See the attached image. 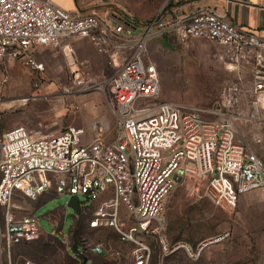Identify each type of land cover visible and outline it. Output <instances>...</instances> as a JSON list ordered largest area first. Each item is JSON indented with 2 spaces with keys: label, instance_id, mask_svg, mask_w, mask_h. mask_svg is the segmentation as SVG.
I'll list each match as a JSON object with an SVG mask.
<instances>
[{
  "label": "built area",
  "instance_id": "1",
  "mask_svg": "<svg viewBox=\"0 0 264 264\" xmlns=\"http://www.w3.org/2000/svg\"><path fill=\"white\" fill-rule=\"evenodd\" d=\"M163 36L180 44L209 40L230 49L235 62L249 64L253 108L260 114L264 38L211 10L171 17L163 8L146 20L123 15L107 21L48 0H0L1 61L22 59L25 67L42 74L45 64L37 58L41 49H63L73 56L71 41L82 39L118 68L109 79L116 128L112 139L105 119L91 123L90 138L84 128L74 126L56 133L20 126L0 134V264H15L14 249L42 236L39 219L16 204L19 197L33 202L51 192L84 197L95 205L89 229L112 230L128 246L123 255L104 242L88 248L82 244L84 253L119 264H151L154 248L148 238L158 237L165 255L180 248L191 258L200 254L187 245L171 247L163 238L166 203L178 184L192 183L193 193L205 185L209 199L229 215L244 194L264 187V152L257 153L239 137L236 90L226 91L213 107L153 104L160 97L161 78L156 65L144 57L148 44ZM33 85L43 88L37 80ZM35 98L25 96L14 103L25 108ZM68 109L76 112L80 106ZM55 226L59 234L51 236L69 249L71 236L63 233L61 220ZM84 253L72 257L84 261Z\"/></svg>",
  "mask_w": 264,
  "mask_h": 264
},
{
  "label": "rangeland",
  "instance_id": "2",
  "mask_svg": "<svg viewBox=\"0 0 264 264\" xmlns=\"http://www.w3.org/2000/svg\"><path fill=\"white\" fill-rule=\"evenodd\" d=\"M75 2L78 6L76 13L96 14L109 21L112 17L117 19L118 15L148 19L165 8L168 0ZM166 39L169 38L151 41L144 57L146 63L156 65L161 78L160 97L153 100V104L165 101L185 107H213L226 91L236 90V108L241 114L237 121L239 137L257 153L263 154L264 143L258 140L264 138L261 120L264 106L259 103L260 114L254 112L252 67L235 62L230 49L209 40H191L185 45L186 51H182L178 41L169 39L168 42ZM73 45L78 46L76 42ZM94 50L90 45L81 58L76 50L71 56L63 49H42L37 57L45 64L42 74L25 67L22 59L0 60V134L20 126L44 133H56L74 126L84 128L90 138L91 123L105 119L113 130L112 139L116 128L109 79L118 68L111 67L108 58ZM76 75L79 78L76 79ZM36 80L43 85L41 90L34 88ZM32 95L36 98L25 108L18 102L14 103L21 97ZM70 105H78L80 110H69ZM192 187V183H180L169 196L166 203L167 229L163 238L171 247L187 245L194 253L200 252L199 256L191 258L184 248L165 255L160 252V239L148 238L147 241L156 248L153 264H264V187L244 194L232 215L209 199L205 185L195 193ZM70 198L55 193L35 202L18 198L16 204L28 209L27 212L32 211L39 219L42 236L32 244L14 249L15 264L26 261L34 264H81L68 253L72 255L77 251L83 254L82 244L88 248L89 244L97 242L109 244L121 250L123 255L128 253V246L121 244L112 230L92 231L88 228L87 221L93 216L95 205L90 206L91 202L82 196V207H90L86 210L79 233L81 243L76 249L70 247L67 253L66 244L49 236L59 234L55 226L57 220H61L63 233L71 236L75 214L68 204ZM205 244L207 246L200 251ZM87 256L95 262V256L90 253ZM104 261L103 258L99 264Z\"/></svg>",
  "mask_w": 264,
  "mask_h": 264
},
{
  "label": "crops",
  "instance_id": "3",
  "mask_svg": "<svg viewBox=\"0 0 264 264\" xmlns=\"http://www.w3.org/2000/svg\"><path fill=\"white\" fill-rule=\"evenodd\" d=\"M48 1L71 12H75L78 8L77 2H75V0ZM165 10L171 17H184L194 15L202 10H211L218 16L225 18L230 23L264 38V0H168ZM116 18H119V15ZM111 19L114 18L112 17ZM162 38H169L171 40L173 39L172 37L168 36H163L158 39ZM168 40L166 39V41ZM74 42H76L78 45L77 47L73 45ZM187 43L180 44L182 51H186L185 45ZM71 44L72 47L75 48L74 51L76 50V52L79 54V57L81 58H84L85 56L84 50H89L91 45L88 41L82 39L73 40L71 41ZM41 50L38 53H40Z\"/></svg>",
  "mask_w": 264,
  "mask_h": 264
},
{
  "label": "trees",
  "instance_id": "4",
  "mask_svg": "<svg viewBox=\"0 0 264 264\" xmlns=\"http://www.w3.org/2000/svg\"><path fill=\"white\" fill-rule=\"evenodd\" d=\"M4 133V132H3ZM2 134V133H1ZM51 193H55V192H51ZM51 193H49V194H51ZM56 194V193H55ZM47 195V194H46ZM57 195V194H56ZM43 196H45V195H43ZM42 196V197H43ZM41 198V197H40ZM39 198V199H40ZM85 209V207H82V211H81V213H80V215H78V216H75V219H74V226H73V228H72V232H71V243H70V247H72V248H74V249H76V247H77V244L78 243H81L80 242V236H79V233L81 232V228H82V226L84 225V220H83V218H84V215H85V213H86V210H84ZM53 215H55V213L53 214ZM92 218V217H91ZM90 218V219H91ZM89 219V220H90ZM88 220V221H89ZM88 221H87V223H88ZM88 228H89V226H88ZM90 230H92V229H90ZM92 231H96V230H92ZM49 236H51V235H49ZM117 236V235H116ZM59 240V239H58ZM38 241V240H37ZM60 241V240H59ZM34 242H36V241H34ZM34 242H32V243H34ZM60 242H62V241H60ZM32 243H28V244H32ZM28 244H23V245H28ZM152 245V247L154 248V251H153V257H152V260H154L155 258H156V256H154V252H155V246H154V244L153 243H151ZM21 246V245H20ZM69 247V248H70ZM77 252V251H76ZM75 252V253H76ZM160 252H161V247H160ZM67 253H68V248H67ZM87 254L88 253H84V255L82 256V260H84L85 258L88 260V263L90 262L91 264H99L102 260H103V258H104V262H103V264H109V263H112V262H117V261H115V260H108L107 258H105L104 256H100V257H98V256H96V255H93V256H95V262L93 263L90 259H89V257L87 256ZM68 255L69 256H71L72 257V255H70L69 253H68ZM76 262H79V263H81V264H83V261H79V260H76V259H74ZM100 260V261H99ZM151 260V264H153V261ZM74 264H77V263H74Z\"/></svg>",
  "mask_w": 264,
  "mask_h": 264
},
{
  "label": "water",
  "instance_id": "5",
  "mask_svg": "<svg viewBox=\"0 0 264 264\" xmlns=\"http://www.w3.org/2000/svg\"><path fill=\"white\" fill-rule=\"evenodd\" d=\"M69 206L73 209L75 216L80 215L81 213V203L80 199L77 196H71L69 202ZM84 264H88V260H84Z\"/></svg>",
  "mask_w": 264,
  "mask_h": 264
},
{
  "label": "bare ground",
  "instance_id": "6",
  "mask_svg": "<svg viewBox=\"0 0 264 264\" xmlns=\"http://www.w3.org/2000/svg\"><path fill=\"white\" fill-rule=\"evenodd\" d=\"M260 103L264 106V98L261 99Z\"/></svg>",
  "mask_w": 264,
  "mask_h": 264
}]
</instances>
